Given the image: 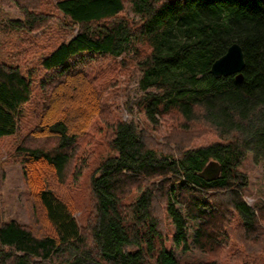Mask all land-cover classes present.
Instances as JSON below:
<instances>
[{
	"label": "trees",
	"instance_id": "obj_1",
	"mask_svg": "<svg viewBox=\"0 0 264 264\" xmlns=\"http://www.w3.org/2000/svg\"><path fill=\"white\" fill-rule=\"evenodd\" d=\"M11 1L23 18L9 23L25 35L53 17L66 19L70 33L77 29L45 45L40 79L36 68L0 59V138L18 131L38 79L44 101L32 138L56 140L49 148L16 147L42 217L36 229L0 219V264H223L179 258L167 246L166 217L174 225L172 244L184 251L189 221L192 243L202 251L229 238L231 220L248 251L264 248L263 210L244 198L249 177L242 170L247 156L264 165V0ZM127 3L133 16L124 13ZM235 42L245 54L242 79L215 77L212 63ZM130 53L142 72L137 105L146 121L156 127L160 116L176 114L179 131L161 142L133 120L106 122L115 153L91 177L95 216L86 233L58 189L78 137L106 110L98 79L112 67L99 65L97 78L91 64L120 57L124 67ZM195 124L214 131L217 140L199 146L177 140ZM176 140L180 145L171 147ZM211 160L223 169L209 180L199 171ZM134 189L139 194L125 202ZM230 259L239 263L236 251Z\"/></svg>",
	"mask_w": 264,
	"mask_h": 264
},
{
	"label": "rangeland",
	"instance_id": "obj_2",
	"mask_svg": "<svg viewBox=\"0 0 264 264\" xmlns=\"http://www.w3.org/2000/svg\"><path fill=\"white\" fill-rule=\"evenodd\" d=\"M55 1V0H54ZM37 4V2H32ZM50 5V4H49ZM127 3L125 12L128 16H133V12ZM61 14V13H60ZM23 18L22 10L11 0L0 2V59L8 62L22 63L23 68H36L39 72L35 78L40 79L46 71L40 69L39 61L41 54L50 48L45 47L51 40L57 42L69 37L70 33L65 26L66 19L53 17L47 26H44L34 33L25 35L22 30L16 29L9 23L11 20ZM146 46L141 45L142 53ZM126 66L118 64L121 59L100 58L91 64V68L97 78L101 77V64H110L108 74L99 78V86L103 89V102L106 108L102 115L94 118L87 132L77 139V146L74 153V159L68 171L67 178L59 186L61 195L71 205L73 214L83 231L89 230L95 216V198L92 194L91 177L96 169L108 156L114 154L110 146V136L106 134V122L120 118L127 121H135L140 128L146 129L152 136L161 142L170 135H177L179 128L176 125L175 115L160 116L159 125L149 124L137 105V100L143 93L139 80L142 72L136 64L137 57L130 53L127 55ZM98 71V72H97ZM36 79L33 97L30 103L23 106L24 115L19 122V128L16 134L0 138V219L3 221L16 220L21 225L28 228H37L38 218L42 217L41 204L33 205L30 198L22 171V162L17 156L16 147L20 144L35 145L39 144L45 148L55 145L56 140L51 138H32V132L39 120V111L43 106L44 92L39 88V80ZM200 124V123H198ZM198 124L193 125V132H186L184 138L179 134L177 140L192 141V146L206 145L217 140L218 136L209 128H198ZM177 128V129H176ZM174 141L171 147L176 148L180 142ZM242 170L249 177V185L244 192L246 201L255 207L262 208L264 214V165L256 164L251 156H247ZM89 194V195H88ZM139 194L138 190H133L126 194L125 202L130 203ZM36 207V208H35ZM33 209L35 210L33 214ZM261 220V219H260ZM38 221V222H36ZM264 230V220L260 221ZM43 226V224H41ZM165 231L169 235L167 246L173 249L175 254L183 260H209L217 258L226 264H231V259L236 251L239 257V263L246 264H264V240L263 248L260 252L248 251L238 238L237 222L231 220L226 230L230 233L229 238L220 245H216L213 250L202 251L192 243V232L194 226L192 222L189 225L190 248L184 251L176 248L172 244V234L174 225L171 220L165 218ZM233 239V240H232ZM237 245L235 247V245ZM231 254V255H230ZM230 259V260H231ZM238 263V264H239ZM233 264V262H232Z\"/></svg>",
	"mask_w": 264,
	"mask_h": 264
},
{
	"label": "water",
	"instance_id": "obj_3",
	"mask_svg": "<svg viewBox=\"0 0 264 264\" xmlns=\"http://www.w3.org/2000/svg\"><path fill=\"white\" fill-rule=\"evenodd\" d=\"M245 63L243 47L235 42L228 47L222 56L214 60L210 72L217 78L236 74L237 80H241ZM222 169L223 166L220 162L211 160L199 171V174L206 179L212 180L220 176Z\"/></svg>",
	"mask_w": 264,
	"mask_h": 264
},
{
	"label": "bare ground",
	"instance_id": "obj_4",
	"mask_svg": "<svg viewBox=\"0 0 264 264\" xmlns=\"http://www.w3.org/2000/svg\"><path fill=\"white\" fill-rule=\"evenodd\" d=\"M89 195V194H88Z\"/></svg>",
	"mask_w": 264,
	"mask_h": 264
}]
</instances>
